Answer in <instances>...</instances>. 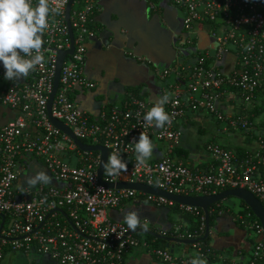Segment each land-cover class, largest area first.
Here are the masks:
<instances>
[{
  "label": "built area",
  "instance_id": "1",
  "mask_svg": "<svg viewBox=\"0 0 264 264\" xmlns=\"http://www.w3.org/2000/svg\"><path fill=\"white\" fill-rule=\"evenodd\" d=\"M98 1L72 2V42L65 20L69 0H50L57 11L48 17L42 65L27 78L5 80L0 89V105L15 112L0 127V264L9 252L45 257L51 264H191L193 259H206L207 264H263V228L252 211L234 214L221 201L208 207L214 225L227 216L254 236L252 243L244 240V246L238 245L229 254L218 251L209 242L211 236L216 237L214 225L210 223L208 237L203 238L206 222L200 208L101 184L97 176L100 152L80 149L69 134L56 127L50 120L48 100L58 54L73 44L61 66L50 115L82 143L103 145L108 157L117 153L127 162L128 171L120 176H107L104 170L103 181L143 183L188 196L241 188L264 207V120L250 119V110L264 96V0H167L183 12L180 50L191 48L203 28L216 45L187 52L192 55L190 61L155 69L156 77L164 82L162 95L170 94L163 107L172 123L163 128L144 121L152 105L141 94L130 93L121 103L103 107L96 119L80 106L79 94L95 86L85 77L84 68L87 43L97 37L93 21ZM145 1L151 9H158L155 0ZM37 2L31 0L32 6ZM225 53L236 57L227 75L216 65ZM190 111L207 113L222 132L249 134L253 145L239 155L207 142L205 150L212 159L208 171L176 160L174 151L182 135L179 124ZM141 133L165 142L162 158L137 164L135 142ZM31 170L46 172L51 184L29 188L24 178ZM174 203L181 212L194 215L196 222L175 217L163 225L139 216L141 223H148V230L132 231L124 219L111 215L127 208L158 209Z\"/></svg>",
  "mask_w": 264,
  "mask_h": 264
},
{
  "label": "crops",
  "instance_id": "2",
  "mask_svg": "<svg viewBox=\"0 0 264 264\" xmlns=\"http://www.w3.org/2000/svg\"><path fill=\"white\" fill-rule=\"evenodd\" d=\"M155 3L157 10L151 9L145 0L98 1V10L93 21L97 37L87 43L84 68L85 77L95 86L90 90L85 89V92L78 96L80 106L92 119H96L103 107L121 103L130 93L141 94L153 107L157 98L162 96L164 86V82L156 77L155 69L170 66L181 60L190 61L188 59L192 55H187L186 52L190 54L193 50L202 51L215 47V39L203 28L199 29L192 48L180 50L184 36L180 22L182 10L170 5L167 0H155ZM230 61V58L223 59L225 64ZM219 67L221 70L222 67L220 65ZM4 74L5 68L0 62V89L5 82ZM14 115L12 109L0 105V127L12 120ZM260 118L262 117L257 120ZM179 127L182 135L174 151L175 159L207 171L212 164V159L205 150L207 142L214 141L235 151L247 150L253 145L249 134L240 131L222 132L215 119L202 111L187 112L181 119ZM149 138L154 149L148 161L162 158L165 142L153 136ZM37 172L31 170L24 178V182ZM144 209L149 210L143 211ZM129 211L128 208L123 212L113 211L111 215L116 219H124V215ZM139 211H143V214L153 222L160 221L167 225L165 216L163 213L160 215L158 209L145 207L136 210ZM231 223L227 216L220 217L216 222L215 247L224 254L234 251L235 244L236 247L244 246V240L250 237L245 233L239 235ZM3 264H51V262L45 257H28L9 252Z\"/></svg>",
  "mask_w": 264,
  "mask_h": 264
},
{
  "label": "clouds",
  "instance_id": "3",
  "mask_svg": "<svg viewBox=\"0 0 264 264\" xmlns=\"http://www.w3.org/2000/svg\"><path fill=\"white\" fill-rule=\"evenodd\" d=\"M56 11L57 9L51 7L50 0H38L35 7L31 0H0V62L5 68V80L18 81L27 78L37 66L42 65L43 35L50 27V13ZM169 101V93L159 96L155 105L144 115V121L157 128H163L166 124L170 126L172 119L163 107ZM153 149L150 138L141 133L135 142L137 164L146 165L153 155ZM103 167L105 174L110 177H117L128 171L127 162L117 153L110 154ZM51 182L52 178L44 171L29 176L25 181L29 188L38 183ZM124 221L132 231L138 228L145 232L148 230V223H141L136 211L127 212ZM191 264H207V260L193 259Z\"/></svg>",
  "mask_w": 264,
  "mask_h": 264
},
{
  "label": "water",
  "instance_id": "4",
  "mask_svg": "<svg viewBox=\"0 0 264 264\" xmlns=\"http://www.w3.org/2000/svg\"><path fill=\"white\" fill-rule=\"evenodd\" d=\"M73 1L74 0H69L67 7H66V11H65V20H66V23L68 26L69 35H70L72 42H73V31H72V27H71L69 17H70V10H71ZM72 50H73V44L71 45L70 49L60 51L58 54L57 61H56L54 81H53V88H52V91L49 95V100H48V113H49L50 120L52 121V123L56 127L60 128L62 131L69 134L73 138L74 142L78 145V147L80 149L85 150V151H99L100 152L101 158H100L99 167L97 169V176H98V181L101 184H103L104 186L109 187V188H116V189L126 188V189H134L137 191H143V192L148 193V194H152V195H156V196H162V197H164L168 200H171L177 204H184V205H189V206H194V207L200 208L204 212L205 222H206L205 234L203 236L204 239L208 237V232H209V227H210V218H209V213H208V207L213 205L214 203L222 201L225 198L233 196V197L238 198L242 203H244L252 211L254 216L261 223L262 228H263V235H264V207L262 206L260 201L252 193H250L249 191H247L245 189L235 188V189H227V190L221 191L219 193L206 195V196H188V195L171 194V193H168L166 191L157 189L156 187H151V186L145 185L143 183H135V182L134 183H131V182L107 183V182L103 181L102 180V174L104 171L103 165L105 162H107V159H108L107 148L104 147L103 145H99V144L88 145V144L82 143L81 141H79L77 138L74 137L71 130L66 125H64L59 120L51 117V115H50V105L52 103L53 97H54L56 90H57V87H58L59 75H60L62 63H63L66 55L72 53ZM225 57L231 59V61L228 64H225L223 62V59ZM224 58L222 60L218 61L216 63V65H218V66L220 65L222 67L220 72L224 75H227L230 72V70H232L234 68L236 57L232 54L225 53ZM139 216H147V215L144 214V215H139ZM215 231L217 233V228H215ZM183 242L184 243H191L190 240H184Z\"/></svg>",
  "mask_w": 264,
  "mask_h": 264
},
{
  "label": "trees",
  "instance_id": "5",
  "mask_svg": "<svg viewBox=\"0 0 264 264\" xmlns=\"http://www.w3.org/2000/svg\"><path fill=\"white\" fill-rule=\"evenodd\" d=\"M250 113L252 114L250 116V119L251 120H254L256 117L259 118L261 116L262 118H260L258 121H259V123H262L263 122V120H264V96L261 98V100H260V102L258 104H255L252 107V110H250ZM245 152H246V150H240V149L236 150V153L239 154V155H243ZM161 210L163 211V215L165 216L166 221L168 223H171L174 220L175 217H177L179 219H182V220H185L188 223H195L196 222L195 221V218H194L195 217L194 215L181 212L179 210V206L177 204H175V203L173 205H169V206L163 207V209H161ZM247 211L248 212H251V210L249 208H247L244 203H242V209H240L238 212L239 213H245ZM252 216H253V214H252ZM209 218H210L211 225H214L213 224V222L215 221L214 220L215 219L214 215L210 213ZM253 218H255V217L253 216ZM231 224L237 230V232L239 233V235L242 234V233H245L248 236V233L244 229V226L243 225H239L236 222H233ZM247 240L249 241V243H252L253 238L252 237H248ZM259 264H262V263H259Z\"/></svg>",
  "mask_w": 264,
  "mask_h": 264
},
{
  "label": "rangeland",
  "instance_id": "6",
  "mask_svg": "<svg viewBox=\"0 0 264 264\" xmlns=\"http://www.w3.org/2000/svg\"><path fill=\"white\" fill-rule=\"evenodd\" d=\"M181 21V24H182V26H183V16L181 17V19H180ZM188 60H190V58L188 59ZM222 204L223 205H226V206H228V207H230L231 208V212L232 213H236L237 211H239L240 209H242V203H241V201L238 199V198H236V197H233V196H230V197H228V198H225V199H223L222 201ZM151 207V206H150ZM152 208H154V207H152ZM161 209H163V208H158V210H159V214L160 215H162V210ZM147 210H149V209H144L143 211H147ZM143 211H139L138 212V214L139 215H144L143 214ZM154 223H158V224H161V222L160 221H154ZM213 224H214V222H213ZM164 225V224H163ZM214 227L216 228V225H214ZM232 232V231H231ZM251 235V237L253 236L252 234H250ZM253 238H254V236H253ZM209 242H210V245L211 246H215L216 245V243H217V239H214L212 236L209 238ZM235 247H236V244H235ZM227 254H229L228 252H227ZM214 264H222V263H214Z\"/></svg>",
  "mask_w": 264,
  "mask_h": 264
},
{
  "label": "flooded vegetation",
  "instance_id": "7",
  "mask_svg": "<svg viewBox=\"0 0 264 264\" xmlns=\"http://www.w3.org/2000/svg\"><path fill=\"white\" fill-rule=\"evenodd\" d=\"M183 33V35H184V32H182ZM192 48V47H191Z\"/></svg>",
  "mask_w": 264,
  "mask_h": 264
}]
</instances>
